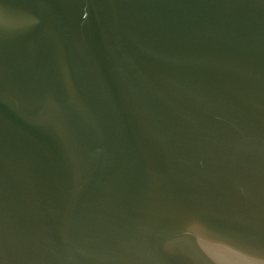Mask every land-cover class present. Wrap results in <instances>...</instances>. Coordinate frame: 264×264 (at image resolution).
I'll list each match as a JSON object with an SVG mask.
<instances>
[{
    "label": "water",
    "instance_id": "obj_1",
    "mask_svg": "<svg viewBox=\"0 0 264 264\" xmlns=\"http://www.w3.org/2000/svg\"><path fill=\"white\" fill-rule=\"evenodd\" d=\"M0 264H264V0H0Z\"/></svg>",
    "mask_w": 264,
    "mask_h": 264
}]
</instances>
